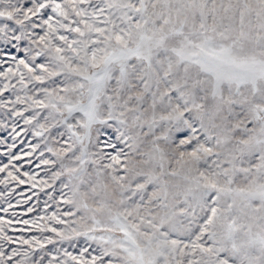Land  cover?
I'll list each match as a JSON object with an SVG mask.
<instances>
[{
  "label": "snow or ice",
  "instance_id": "1",
  "mask_svg": "<svg viewBox=\"0 0 264 264\" xmlns=\"http://www.w3.org/2000/svg\"><path fill=\"white\" fill-rule=\"evenodd\" d=\"M0 264H264V0H0Z\"/></svg>",
  "mask_w": 264,
  "mask_h": 264
}]
</instances>
